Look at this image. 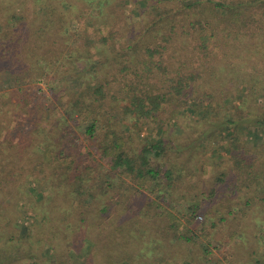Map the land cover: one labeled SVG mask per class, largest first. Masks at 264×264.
Wrapping results in <instances>:
<instances>
[{
	"label": "trees",
	"instance_id": "obj_1",
	"mask_svg": "<svg viewBox=\"0 0 264 264\" xmlns=\"http://www.w3.org/2000/svg\"><path fill=\"white\" fill-rule=\"evenodd\" d=\"M213 127L227 158H201ZM245 128L264 131V0H0V204L27 191L32 216L0 209V264H190L173 241L211 262L200 210L213 228L264 203Z\"/></svg>",
	"mask_w": 264,
	"mask_h": 264
},
{
	"label": "rangeland",
	"instance_id": "obj_2",
	"mask_svg": "<svg viewBox=\"0 0 264 264\" xmlns=\"http://www.w3.org/2000/svg\"><path fill=\"white\" fill-rule=\"evenodd\" d=\"M4 2H9L10 0H3ZM236 107V106H235ZM240 116V115H239ZM195 118L194 114H188L185 116V113H178L177 117H174L172 119V122L178 120L179 122H190L193 121L192 119ZM174 127V132L179 136L181 135L180 130L182 127H176V124L172 126ZM60 128V127H59ZM255 129V128H253ZM203 130L202 126H200L196 132L193 131V129L190 132V135L185 136L183 139H186V144L190 143V146L193 144L191 143L195 137L201 136L203 137ZM252 128H245L242 129L240 132L242 144H245L246 148L250 150L252 153H256L259 150H264V131L260 129H255L252 131ZM183 131V130H182ZM189 130L187 129V132ZM215 131V128H210L207 132L211 133L208 138L205 140L206 143L202 144L200 146L201 150L204 149L203 155L201 158L207 157L212 159H217L220 156H223V158H227L228 151L226 148H228V134L226 133L227 130L222 131L221 134H217L216 132L215 136L212 137L213 133ZM230 131H234V129H230ZM148 130L145 128L143 130V134H147ZM80 136V134L73 136L75 139L76 137ZM183 136V135H181ZM213 138L212 143H210V139ZM87 143H90V140H85ZM218 160V159H217ZM220 160V158H219ZM104 178V177H103ZM103 186H106L107 182H101ZM213 186V182L211 179L207 176H204L201 181L198 184L197 188H191L190 192H198L201 188H204L205 190H209ZM228 185H221L220 191H227ZM253 191V189H252ZM27 192V191H26ZM22 191V195H14V196H8L6 199V202L3 204H0V209L6 210L10 217L14 218L11 212V208H14L10 204H14L15 202L19 203L18 206L21 207V209H24V214L21 216V218L16 222V225L18 224H25L28 220L32 219V216L30 214V209L27 206H22L24 199L26 196L28 197L27 193ZM261 195H264V192L261 193ZM178 195H176L177 197ZM176 202L177 199L175 200ZM11 202V203H10ZM206 204H209V200H204ZM10 203V204H8ZM179 203V202H178ZM188 200L182 201V203L179 205L180 209L185 213L190 212V208ZM211 204V203H210ZM216 204H219L216 202ZM15 206V205H14ZM237 207H241L240 205H236ZM221 214H226L227 217V210L228 208H220ZM236 210V217L232 218L233 222H221L218 226H215L211 228L210 224L213 220L218 219L217 217H209L207 216L203 210H200L199 215L197 216V220L195 222L194 228H202L203 223H207V230L211 232L210 239L212 240L210 243V247L213 250V255L211 256V262H208L206 257L202 256L198 253H193L192 255H195L196 260H192L190 258V253L187 250L188 246L185 245H179L175 241H173V244L170 249V254H173L178 259V262L182 260H188L190 264H215L219 259L224 260L225 263L229 264L228 260L230 259L232 261V264H247V259L255 260L257 258H260V260L257 261V264H264V203L258 202L249 209L247 214L245 216L242 215V208H234ZM207 210V209H206ZM211 210V209H209ZM48 225V221L44 223V226ZM12 227V226H11ZM13 228V227H12ZM232 229H237L238 232V238L234 242H230V232ZM205 241H208V239H205ZM255 252V253H254ZM157 256V255H156ZM159 256H169L167 253V248L165 251H161L158 254ZM44 256H42V260L38 263L34 264H48L44 260ZM227 259V260H226ZM177 262V263H178ZM23 263V262H22ZM27 263V261H24L23 264ZM256 264V262H255Z\"/></svg>",
	"mask_w": 264,
	"mask_h": 264
}]
</instances>
